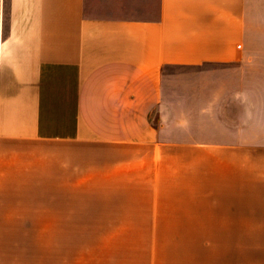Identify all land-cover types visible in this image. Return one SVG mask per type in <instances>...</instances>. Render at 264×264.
Listing matches in <instances>:
<instances>
[{"label": "crops", "instance_id": "crops-1", "mask_svg": "<svg viewBox=\"0 0 264 264\" xmlns=\"http://www.w3.org/2000/svg\"><path fill=\"white\" fill-rule=\"evenodd\" d=\"M249 1L0 0V264H264Z\"/></svg>", "mask_w": 264, "mask_h": 264}, {"label": "rangeland", "instance_id": "rangeland-1", "mask_svg": "<svg viewBox=\"0 0 264 264\" xmlns=\"http://www.w3.org/2000/svg\"><path fill=\"white\" fill-rule=\"evenodd\" d=\"M119 8L126 10L127 14H156L158 9V0H119ZM248 16L251 20L253 31L252 35L255 36L256 41L253 43V49H259L260 43V30L264 28V0H250L248 2ZM262 28V29H261ZM243 63V59L240 61ZM168 71L176 70L175 67L169 66L166 68Z\"/></svg>", "mask_w": 264, "mask_h": 264}]
</instances>
